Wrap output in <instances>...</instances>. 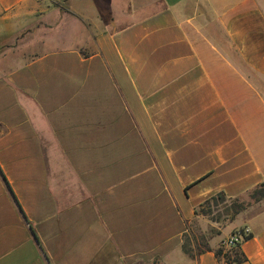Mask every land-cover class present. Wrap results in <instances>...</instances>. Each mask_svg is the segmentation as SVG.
Instances as JSON below:
<instances>
[{
    "label": "crops",
    "instance_id": "crops-1",
    "mask_svg": "<svg viewBox=\"0 0 264 264\" xmlns=\"http://www.w3.org/2000/svg\"><path fill=\"white\" fill-rule=\"evenodd\" d=\"M262 185L264 0H0V264H264V198L196 213Z\"/></svg>",
    "mask_w": 264,
    "mask_h": 264
},
{
    "label": "trees",
    "instance_id": "trees-1",
    "mask_svg": "<svg viewBox=\"0 0 264 264\" xmlns=\"http://www.w3.org/2000/svg\"><path fill=\"white\" fill-rule=\"evenodd\" d=\"M248 195L250 196V201L245 198H228L224 193L220 192L200 204L196 209V213L197 215L208 217L211 221H221V217L219 219L213 217V207L218 206L219 202L225 203L231 200L230 204L225 205L224 210L226 215H229L227 220H232L253 202H258L264 198V185L255 188ZM196 222H198L197 219L189 222L187 231L183 235L182 250L188 257L196 259L204 252L214 251L217 258L223 260L225 264H241L247 260V256L242 250L241 242L249 239L252 236L251 233H247L244 230L236 231L234 234H239L242 237V241L239 244L228 248L224 243H220L215 248L212 247L210 240L220 233L219 230L214 227H210L207 231L199 228L197 230L194 227Z\"/></svg>",
    "mask_w": 264,
    "mask_h": 264
},
{
    "label": "rangeland",
    "instance_id": "rangeland-1",
    "mask_svg": "<svg viewBox=\"0 0 264 264\" xmlns=\"http://www.w3.org/2000/svg\"><path fill=\"white\" fill-rule=\"evenodd\" d=\"M46 45H47V44H46ZM43 46H44V45H43ZM43 46H40V45H39L38 48L42 49L41 47H43ZM43 48H44V47H43ZM245 199H246L247 201H250V196L247 195V196L245 197ZM219 203H220V204H219L218 206H214V207H213V211H214V213H213V217H215V219H216V218L219 219V217H221V222L227 221V219L229 218V215H226L224 208H225V205L231 203V200H228V201L225 202V203H224V202H219ZM205 218H206V220H207L208 222L211 221L208 217H205ZM202 223H205V224H206V222H202ZM202 223H200V221L196 222V223L194 224L195 229L198 230V228H199V229H201V230H205V231H207L210 227L206 229L205 224H202ZM197 230H196V231H197ZM228 248H230V247H228Z\"/></svg>",
    "mask_w": 264,
    "mask_h": 264
},
{
    "label": "built area",
    "instance_id": "built-area-1",
    "mask_svg": "<svg viewBox=\"0 0 264 264\" xmlns=\"http://www.w3.org/2000/svg\"><path fill=\"white\" fill-rule=\"evenodd\" d=\"M241 241H242L241 235H239V234H233L229 239H227L223 243H224V245L226 247H232V246H236Z\"/></svg>",
    "mask_w": 264,
    "mask_h": 264
}]
</instances>
